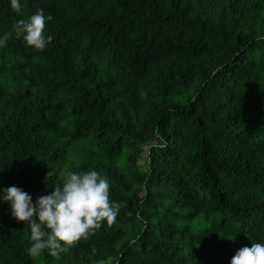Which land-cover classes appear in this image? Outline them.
<instances>
[{
  "label": "trees",
  "instance_id": "trees-1",
  "mask_svg": "<svg viewBox=\"0 0 264 264\" xmlns=\"http://www.w3.org/2000/svg\"><path fill=\"white\" fill-rule=\"evenodd\" d=\"M21 3L0 0V195L35 201L95 169L122 206L31 258L0 200V264H230L264 242V0ZM37 8L53 17L43 51L13 32Z\"/></svg>",
  "mask_w": 264,
  "mask_h": 264
},
{
  "label": "clouds",
  "instance_id": "clouds-1",
  "mask_svg": "<svg viewBox=\"0 0 264 264\" xmlns=\"http://www.w3.org/2000/svg\"><path fill=\"white\" fill-rule=\"evenodd\" d=\"M10 7L17 15L23 14L21 0H10ZM52 20V15L37 8L27 19L18 20L13 25V32L27 46L43 51L53 40L46 31ZM10 35L0 36V47L6 46ZM2 191L0 200L10 205L11 216L25 222L30 229V246L26 252L31 258L45 251L53 257L68 253L105 224L108 227L116 224L122 206L110 200L109 178L95 169L69 170L61 184L35 201L28 192L15 185ZM230 264H264V242L241 247Z\"/></svg>",
  "mask_w": 264,
  "mask_h": 264
}]
</instances>
